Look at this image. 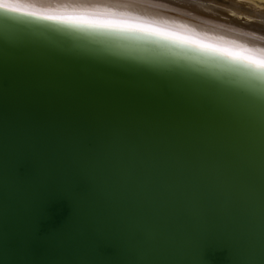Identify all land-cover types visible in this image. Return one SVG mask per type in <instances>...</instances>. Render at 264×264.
Here are the masks:
<instances>
[{"label":"water","instance_id":"obj_1","mask_svg":"<svg viewBox=\"0 0 264 264\" xmlns=\"http://www.w3.org/2000/svg\"><path fill=\"white\" fill-rule=\"evenodd\" d=\"M226 61L0 7V264H264V73Z\"/></svg>","mask_w":264,"mask_h":264},{"label":"bare ground","instance_id":"obj_2","mask_svg":"<svg viewBox=\"0 0 264 264\" xmlns=\"http://www.w3.org/2000/svg\"><path fill=\"white\" fill-rule=\"evenodd\" d=\"M251 1V4L260 7L264 2V0ZM254 4L249 5L252 8H247L246 4H240L239 0L238 2L236 0H0V5L19 8L20 12L26 14L37 13L33 16L42 19L45 16L84 17L116 21L120 24L142 25L186 37L190 41L264 59V11ZM52 21L74 27L95 28L102 33L131 35L140 42L154 43L158 46L165 42L176 47H186L200 54L218 60L225 59L228 63L264 73V70L256 69L242 60L232 59L219 52L199 48L193 43L168 39L161 35L123 27H99Z\"/></svg>","mask_w":264,"mask_h":264},{"label":"snow or ice","instance_id":"obj_3","mask_svg":"<svg viewBox=\"0 0 264 264\" xmlns=\"http://www.w3.org/2000/svg\"><path fill=\"white\" fill-rule=\"evenodd\" d=\"M0 7H4L7 10L14 11V12H20L21 11V9H19V8H13V7H9L6 5H0ZM27 14L37 15V13H27ZM43 18L48 19V20H58V21H62L65 23L87 24L90 26L123 27V28H127L129 30L143 31V32H148V33L155 34V35H161V36H164L165 38H168V39L179 40V41H183V42H187V43H193L199 48L219 52L222 55H226L232 59L242 60L245 63L254 66L256 69L264 70V59H256V58H253L251 56L244 55L242 53L232 52V51H228V50L222 49V48H216L210 44H203V43H200L198 41H190L186 37L178 36V35H175L173 33L162 32L161 30L156 29V28H148V27H145L142 25L120 24L119 22H116V21L88 19V18H84V17L45 16Z\"/></svg>","mask_w":264,"mask_h":264},{"label":"rangeland","instance_id":"obj_4","mask_svg":"<svg viewBox=\"0 0 264 264\" xmlns=\"http://www.w3.org/2000/svg\"><path fill=\"white\" fill-rule=\"evenodd\" d=\"M236 1L238 2V0H236ZM240 1H241V0H239V3H240V4H246V7H247V8H252V7H250L249 5H253V4H254V3L251 4V3H252L251 0H249L250 2L247 1V0H242L241 2H240ZM244 1H246V2H244ZM247 2H249V4H248ZM261 4H262L261 7H260V6H256L255 4H254V5H255L256 7H258V8L260 7L259 9H260L261 11H264V10H262V9L264 8V6H263V5H264V2H262ZM262 6H263V8H262ZM241 18H242V17H241Z\"/></svg>","mask_w":264,"mask_h":264},{"label":"clouds","instance_id":"obj_5","mask_svg":"<svg viewBox=\"0 0 264 264\" xmlns=\"http://www.w3.org/2000/svg\"><path fill=\"white\" fill-rule=\"evenodd\" d=\"M7 6V5H6Z\"/></svg>","mask_w":264,"mask_h":264}]
</instances>
